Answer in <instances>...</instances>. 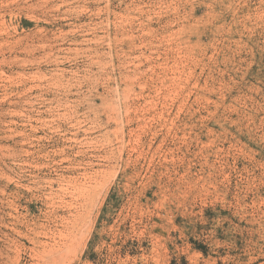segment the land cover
I'll return each mask as SVG.
<instances>
[{
    "label": "rangeland",
    "instance_id": "1",
    "mask_svg": "<svg viewBox=\"0 0 264 264\" xmlns=\"http://www.w3.org/2000/svg\"><path fill=\"white\" fill-rule=\"evenodd\" d=\"M0 264H264V0H0Z\"/></svg>",
    "mask_w": 264,
    "mask_h": 264
}]
</instances>
